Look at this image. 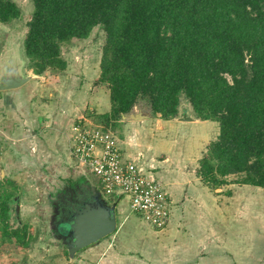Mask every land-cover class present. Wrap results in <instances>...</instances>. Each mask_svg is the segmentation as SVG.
<instances>
[{
	"label": "rangeland",
	"instance_id": "rangeland-1",
	"mask_svg": "<svg viewBox=\"0 0 264 264\" xmlns=\"http://www.w3.org/2000/svg\"><path fill=\"white\" fill-rule=\"evenodd\" d=\"M14 1L22 10L21 17L9 23L0 21V82L9 71L31 78L21 87L0 90V192L2 196L18 194L10 222L12 227L27 224L31 241L22 248L0 234V264H264V189L238 183L235 175L216 190H192L184 200L187 204L176 211L171 207L172 215L163 228H155L132 213L127 197L105 194L100 179L73 157L75 126L84 130L103 127L115 136L121 149L124 146L131 160L144 157V162L150 161L148 165L158 169L154 176L169 198L168 185L159 173V156L148 159L142 152L138 155L140 145L135 137L126 141L129 146L122 142L131 132V120L136 122L132 129L143 124L138 122L139 113L147 115L141 119L150 118L142 121L151 125L157 123L154 119L163 118L159 114L148 117L150 111L144 113L140 106L131 113L138 115L135 118L128 114L106 123L103 116L110 112L111 101L107 86L97 82L105 42V33L99 27L86 39L62 45L65 69L49 68L36 74L23 44L33 0ZM181 111L194 119L160 121L164 127L153 124L159 134L168 132L166 139L169 137L176 156L185 162L172 163L166 174L178 180L184 169L182 177L190 172L202 181L198 174L200 160L208 143L217 138L219 123L196 118L184 100ZM140 131H136V137H140ZM81 177L97 187L108 202H117L118 220L128 213L130 218L116 235L69 257L62 237L57 231L53 233L60 232V223L54 224L49 195L61 191L68 179Z\"/></svg>",
	"mask_w": 264,
	"mask_h": 264
},
{
	"label": "trees",
	"instance_id": "trees-1",
	"mask_svg": "<svg viewBox=\"0 0 264 264\" xmlns=\"http://www.w3.org/2000/svg\"><path fill=\"white\" fill-rule=\"evenodd\" d=\"M21 14L14 0H0L1 22ZM95 27L105 33L97 82L109 89L107 124L140 106L174 119L184 100L196 118L219 123L200 160L202 181L217 189L235 175L264 189V0H33L23 41L30 67L65 69L62 45ZM17 195L0 192V234L27 248L29 226L10 222Z\"/></svg>",
	"mask_w": 264,
	"mask_h": 264
},
{
	"label": "built area",
	"instance_id": "built-area-1",
	"mask_svg": "<svg viewBox=\"0 0 264 264\" xmlns=\"http://www.w3.org/2000/svg\"><path fill=\"white\" fill-rule=\"evenodd\" d=\"M78 126L72 134V154L76 161L100 179L105 194L124 195L131 212L151 226L163 228L172 209L154 176L153 165L138 164L126 158L115 136L107 130L93 127L84 130Z\"/></svg>",
	"mask_w": 264,
	"mask_h": 264
},
{
	"label": "water",
	"instance_id": "water-1",
	"mask_svg": "<svg viewBox=\"0 0 264 264\" xmlns=\"http://www.w3.org/2000/svg\"><path fill=\"white\" fill-rule=\"evenodd\" d=\"M31 76H21L14 71H9L0 82V90H10L21 87L30 80ZM152 114H148V117ZM180 112L178 119L191 121L192 116ZM130 118L138 116L129 114ZM147 116V115H145ZM144 115L139 118L145 117ZM119 221L116 205L105 204L101 193L92 187V195L88 199L81 200V205L74 207L71 215L63 223L65 232L64 241L69 254L76 255L81 250L97 243L118 232ZM67 235V236H66Z\"/></svg>",
	"mask_w": 264,
	"mask_h": 264
},
{
	"label": "crops",
	"instance_id": "crops-1",
	"mask_svg": "<svg viewBox=\"0 0 264 264\" xmlns=\"http://www.w3.org/2000/svg\"><path fill=\"white\" fill-rule=\"evenodd\" d=\"M140 119H138V122L143 123V124L141 125L137 122L138 123V124H136L137 126H134L133 129H132V125H134L136 122L134 120L130 121L132 125L130 127L131 129H128V130L131 132L129 134L127 133L128 134L127 138L125 140H123L122 142L125 141L124 145L129 146V144H127L126 141H129L131 138L135 137L137 139L139 145H140L139 146L140 152L138 153V155L142 152L148 156V159L151 157L159 156L160 161L162 160V162H160V167H159V169H161L160 170L161 172L159 171V173H161L163 182L165 181V184L168 185L169 201H170V206L172 207V209L174 211H176V208L180 209V208H182L183 204H187L184 200L185 199L187 200L190 197V193L192 192V190L195 189L198 193L199 192H205L206 190H210V187L207 186L203 181H201L199 177L197 178L195 176L193 178L194 175L191 174L190 172H186L184 174V176L182 177V174L184 173V169H182L183 171L180 170V172H182V173L178 177V180H175L171 173L166 174V172L171 171L172 163L184 164L185 162L182 159H180V156H176L177 154L172 149L173 148L172 143H170L171 140H168L169 137H167V139H166V136L169 135L168 132L164 131L163 135H161V134H159L160 132H156V130H157V128H155L156 126L153 127V124H155V122L151 125V123H146V122L142 121V120L147 121L150 118L141 119V120ZM154 120H156L158 125H161L160 121H163L164 123L165 122H168V123L172 122L171 120H164V119L159 120L158 118H156ZM173 120L178 121L179 119L174 118ZM186 122H188V121H186ZM157 123L155 125H157ZM139 125H141L143 127H139ZM161 126H163V125H161ZM140 129H142V131H140ZM136 131H140V132H138L140 134V137H136V134H135ZM157 134H159V136H160L159 138L156 137ZM122 149L121 150H122V152L126 158H128L129 160L133 159L130 157V155L128 153H126V149L124 150V146H122ZM167 158H168V160L166 161L165 159H167ZM132 161H135L138 164H146V165H148L150 163V161H147V160H146V162H144L145 161L144 157L142 160H132ZM163 161H166V162H163ZM0 165H1V163H0ZM151 165H153V164H150L148 166H151ZM181 168H183V167H181ZM157 170L158 169H156L153 165L152 171L156 173ZM180 179H181V181L179 182ZM81 182L84 183V186L86 188H89V189L91 188V190H92V187H93L92 184L86 183L84 179H82ZM178 195H180L181 197L178 198ZM179 200H181V201H179ZM136 215H138V214H136ZM139 217H140V215H139ZM122 218L123 219H122V222L120 224H123V222L128 221V219L130 218L129 213L122 216ZM119 229H118V231H119Z\"/></svg>",
	"mask_w": 264,
	"mask_h": 264
},
{
	"label": "flooded vegetation",
	"instance_id": "flooded-vegetation-1",
	"mask_svg": "<svg viewBox=\"0 0 264 264\" xmlns=\"http://www.w3.org/2000/svg\"><path fill=\"white\" fill-rule=\"evenodd\" d=\"M138 114V112H137ZM63 191V193H61ZM92 195V190L91 188H86L84 186V183L80 182V184L75 187L74 189H69V186L67 187L66 185L64 188L59 191L58 193L56 192L55 196L49 195V198L52 196V206L51 210L53 211V221L56 226V222L59 225V230L57 231V235L61 236L63 240H61L62 243H65L64 241V228H63V223L68 219V217L71 215L73 208L78 207L81 205V200L83 199H88ZM57 225V226H58ZM67 236V235H66Z\"/></svg>",
	"mask_w": 264,
	"mask_h": 264
}]
</instances>
